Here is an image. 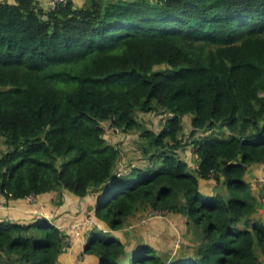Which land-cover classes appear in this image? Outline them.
I'll list each match as a JSON object with an SVG mask.
<instances>
[{
    "label": "trees",
    "instance_id": "16d2710c",
    "mask_svg": "<svg viewBox=\"0 0 264 264\" xmlns=\"http://www.w3.org/2000/svg\"><path fill=\"white\" fill-rule=\"evenodd\" d=\"M150 111L169 114L156 130ZM139 129L145 164L123 171L111 135ZM0 138L5 202L96 194V264H264V184L258 197L246 179L264 163V0H0ZM149 209L184 216L194 251L128 250L113 231ZM68 249L45 214L0 218V264H60Z\"/></svg>",
    "mask_w": 264,
    "mask_h": 264
},
{
    "label": "rangeland",
    "instance_id": "374dc122",
    "mask_svg": "<svg viewBox=\"0 0 264 264\" xmlns=\"http://www.w3.org/2000/svg\"><path fill=\"white\" fill-rule=\"evenodd\" d=\"M168 115H169L168 113H165V115L164 114L162 115L157 111L141 113L140 117H141V121H143L142 128L144 130L145 129H155L156 130L159 127L158 125L159 121L163 118V116L165 119ZM185 121H187V126L185 125L186 128L183 132V138L184 140L189 141V138L191 137L190 135L191 132H189L190 128L188 127L190 123V117L186 116ZM141 133H142L141 129L137 130V132L135 133H132L133 138L131 139L130 144L132 145V149H133L132 151L134 152L133 161L137 162L139 160L137 163L141 162V164H145L143 160H146V159L142 158L143 154L142 152H140L142 141L139 139H140V136H142L143 138V135H141ZM227 133L228 131H225L224 135H227ZM8 149H9V146L6 143L5 139L0 138V156ZM136 152H138L139 154ZM182 153L184 154L183 156L186 160L190 159L189 161L192 167L198 166V163H199L198 156L195 154V158L192 159V156H194V152H193V148L191 144H189V146H187V148L184 151H182ZM141 164H138V165H141ZM72 193L74 194V192L70 190H65V194L62 200V203L63 202L64 203L62 204V203L57 202V198H58L57 193L52 192L51 193L53 195L52 202L57 208H59L60 212L54 213V214L51 213V215L45 212V214L49 216L50 218L55 217V220L58 216H62L63 218H65L64 215H69L68 213L73 214L76 217L82 216V218L90 217L91 215H94L93 208L96 203V194L93 193V194H89L86 197H79L77 195H73ZM85 201L90 202V205H88V207H85L86 206L84 203ZM149 211L150 209L147 210L146 212L139 211V212H142L139 214V217L143 216ZM41 213H43L41 209L31 211V214L33 215L41 214ZM14 218H18V217H14ZM23 218L24 219H20V220L29 221L33 219V216L30 215L28 217H23ZM66 220L67 219H65V223L70 222L69 220L68 221ZM72 223H73L72 225H76L75 222H72ZM129 223L127 222L126 223L127 226L124 229H121L120 231V232H124V230L125 231L127 230V232L131 233L130 236L127 237V238H130V240L129 239L126 240L128 250L135 249V247H137L139 243L144 242V243H147L155 247L158 254H160L163 258L169 257L170 259L175 257V255L177 254L176 252H178L180 255V253L189 254L190 252L194 251L193 249L195 246L194 234L187 236L188 234H187L186 218L180 214L174 215L170 213L167 216H164L162 218L152 219L150 222H147V224L145 225L141 224L140 222L136 223L134 227H129V225L131 224ZM64 225L71 226L70 224L68 225L64 224ZM89 229H91V227ZM108 231H111V230H108ZM108 231H106V233H108ZM82 234H84L83 230H82L81 235ZM75 235L78 237L79 234L78 235L75 234ZM73 240L75 241V239ZM81 241L82 240H80V242ZM67 242L71 246V243L69 242V238L67 239ZM181 250H184V251L180 252ZM257 250L260 253V256L264 259V256H263L264 254L260 252L258 245H257ZM78 253L79 252H76L73 254L72 259H71V264H74V263L83 264L82 260L78 261ZM61 262L63 263L62 259H61Z\"/></svg>",
    "mask_w": 264,
    "mask_h": 264
},
{
    "label": "crops",
    "instance_id": "0c3cea01",
    "mask_svg": "<svg viewBox=\"0 0 264 264\" xmlns=\"http://www.w3.org/2000/svg\"><path fill=\"white\" fill-rule=\"evenodd\" d=\"M39 1H40V4L42 6H44L45 8L48 9L49 0H39ZM74 1H75L76 5H78V6H82V5L89 6L91 4L92 0H74ZM110 139L111 140L113 139L121 147L122 156H121L120 161H119V167L123 171H129L130 165L132 163L137 164V165L141 164V162L137 163L139 160L137 162L133 161L134 152L132 151L133 150L132 145L130 144V142H131V136L130 135H128V137L127 136L124 137V134L111 135ZM136 153H138V152H136ZM193 158H195V153H194V156H192V159ZM189 160H187V161L191 165ZM259 177H264V163L252 165L250 167L249 171L247 172V175H246V179L251 182L252 187L254 189V192L258 197H259V194L261 193V187H260L261 184L258 185L256 180ZM201 181H202L203 191L213 192V184L211 182H209L210 180L206 181L203 179ZM51 193H46V194H42V195H35V197L31 198V199L29 197H27V198L21 199V201H10V202L8 201V203L5 202L4 199L0 198V218H12V219L20 220V219H24L23 217H28L30 215L34 217V216H37L38 214L33 215V214H31V211L32 210H38V209H41L43 211V213H41V214H45V212L48 213L49 215H51V213L52 214L58 213V212H60L59 208H57L53 204V202H52V199H53L52 196L53 195ZM73 195H75V194H73ZM3 202L5 203V205ZM84 203L86 205L85 207H88V205H90L89 201H85ZM3 206H5V207H3ZM142 212H144V211H142ZM142 212H138L134 217H131L128 220V223H129V221H130V223L134 222L133 223L134 225L132 227H134L136 225V223H139L141 221V219L147 214L146 213L143 216L139 217V214ZM68 214L69 215H64L65 218H63L62 216H58L56 218V220H55V217L50 218L49 216H47L45 214L46 217L50 218L53 222L58 224L64 230V232L67 234V239L69 238V242L71 243V246L69 245V249L60 255V264H71L72 256L76 252H79L78 257H79V255H81L83 253V257L80 260L78 259V261L82 260L83 264H96L98 257L94 254H87L84 251L85 242L88 241V235H89L92 228L89 229V227H81L80 232L82 233V230H83L84 234L81 235V233H80L78 235V237L72 231L73 230V227H72L73 223L72 222H75V223L83 222L87 217L82 218V216L76 217L73 214H70V213H68ZM255 215L258 219H260L264 223V204H262L260 202V198H259V205L257 207V212L255 213ZM14 217H18V218H14ZM65 219H67L66 221L69 220L70 222L65 223ZM96 219L98 221V226L100 228L108 229V224L105 221H101L97 217H96ZM135 221H137V222H135ZM64 224H66V225L70 224L71 226H65ZM141 224L145 225L147 223H141ZM126 226L127 225H125V227ZM125 227H123V229ZM120 231L121 230L113 231V233H115L119 238H121L125 242L127 239L130 240V238H127V237H129L131 233L127 232V230L126 231L124 230V232H120ZM83 235H85V236H83ZM73 239H75V241ZM78 240H79V242H78ZM80 240H82V241L80 242ZM61 259L63 260V263L61 262ZM74 264H77V263H74Z\"/></svg>",
    "mask_w": 264,
    "mask_h": 264
},
{
    "label": "built area",
    "instance_id": "2783aa9c",
    "mask_svg": "<svg viewBox=\"0 0 264 264\" xmlns=\"http://www.w3.org/2000/svg\"><path fill=\"white\" fill-rule=\"evenodd\" d=\"M67 0H49V6L48 9H53L55 7H57V5L61 2H66ZM259 180L261 181V184H264V177H260ZM35 195H30L29 198H34ZM169 214L168 211H163V210H152L150 211L148 214H146L142 219H141V223H147L149 222L151 219H153L154 217H158V218H162L164 216H167ZM98 226V221L97 219L91 215L90 217H87L83 222H79L76 223V225H72L73 227V232L75 234H80V228L81 227H93V226ZM134 224L131 223L129 225V227H132ZM83 257V253L81 255H79L78 259L80 260Z\"/></svg>",
    "mask_w": 264,
    "mask_h": 264
}]
</instances>
